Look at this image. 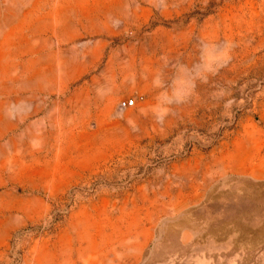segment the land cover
I'll use <instances>...</instances> for the list:
<instances>
[{"label": "rangeland", "instance_id": "rangeland-1", "mask_svg": "<svg viewBox=\"0 0 264 264\" xmlns=\"http://www.w3.org/2000/svg\"><path fill=\"white\" fill-rule=\"evenodd\" d=\"M0 264H264V0H0Z\"/></svg>", "mask_w": 264, "mask_h": 264}, {"label": "built area", "instance_id": "built-area-1", "mask_svg": "<svg viewBox=\"0 0 264 264\" xmlns=\"http://www.w3.org/2000/svg\"><path fill=\"white\" fill-rule=\"evenodd\" d=\"M134 104H135V101L133 99H131V100L126 99V100H123L121 102V107L130 108V107L134 106Z\"/></svg>", "mask_w": 264, "mask_h": 264}]
</instances>
